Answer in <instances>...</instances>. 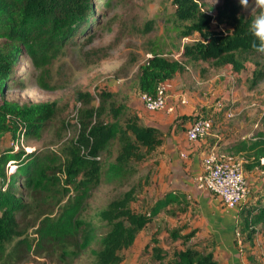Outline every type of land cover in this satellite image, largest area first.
I'll list each match as a JSON object with an SVG mask.
<instances>
[{
	"label": "rangeland",
	"instance_id": "obj_1",
	"mask_svg": "<svg viewBox=\"0 0 264 264\" xmlns=\"http://www.w3.org/2000/svg\"><path fill=\"white\" fill-rule=\"evenodd\" d=\"M194 1L202 11L213 15L212 30L228 28L216 17L217 7L224 0ZM234 1L240 6L238 14L245 20L254 19L264 10V0H245V4L241 0ZM96 3L95 31L71 40L51 64L40 68L27 54L19 58L14 70L16 85L6 90V98L23 106L50 102L55 111L40 136L24 137L14 147L64 156L63 150L79 133L81 109L87 105H98L97 90L103 85L112 92L113 102L126 107L122 119L137 115L143 122L151 113L135 88L139 66L155 53L180 59L183 63V68L167 80V107L157 111L173 112V106L179 102L182 106L192 104L195 110L204 106L217 107L218 114L216 117L215 113L212 115L216 125L213 124L206 137L211 136L214 130L226 132L228 128L231 136L233 133L240 138L244 136V139H255L259 132L264 134V77L257 81L254 77L259 68L264 70V54L251 55L244 60L241 73L230 71L226 66H217L214 60L193 61L183 55V47L191 39L202 37V31L194 27L198 24L196 16L186 15L180 10L179 0H98ZM190 27L194 31L186 34ZM80 91L92 94L88 104L78 97ZM202 111L206 112L205 109ZM12 140L11 133H5L0 138L1 148L13 146ZM163 140L162 146L149 153L145 160L134 163L137 172L129 179L122 182L104 180L90 191L78 217L95 227L97 238L86 247H82L83 234L78 231L62 241L42 239L38 233L42 220L46 216L58 217L75 194L72 186L64 187V172H58L60 183L54 182L48 189L32 194L30 190L24 191L23 199L27 206L19 214L18 233L4 239L0 245V264H93L94 251L100 248V236L110 228V223L101 219V210L113 199L134 189L131 206L137 211H146L162 192L172 186L174 175L162 155L165 136ZM117 146H112L114 154ZM14 166V161L8 162L7 171L10 172ZM246 182L251 190L247 174ZM191 193L188 191L187 194L190 203L164 209L138 232L135 242L120 251L123 254L121 264H144L152 258L155 244L162 246L171 256L188 245L202 246L207 233L216 237L215 232L226 229L227 234L233 222L220 218L228 215L222 212L226 210L224 203L221 202V207V203L215 201L220 209L218 212L206 197L198 195L192 198ZM174 227L181 229L183 234L192 228L197 231L183 242L182 237L171 234ZM258 228L261 230L250 235L240 233L239 240L234 237L229 248L231 253L226 251L224 255L229 257L223 259V264L230 259L235 264H264V230L261 225Z\"/></svg>",
	"mask_w": 264,
	"mask_h": 264
},
{
	"label": "trees",
	"instance_id": "obj_2",
	"mask_svg": "<svg viewBox=\"0 0 264 264\" xmlns=\"http://www.w3.org/2000/svg\"><path fill=\"white\" fill-rule=\"evenodd\" d=\"M96 1L0 0V138L9 132L12 142L19 143L24 137L40 136L53 117L54 105L38 102L23 106L6 98V90L16 85L14 70L23 54L29 55L35 66L45 68L71 40L87 32L93 33ZM179 7L186 15L197 17L198 24L194 27L202 31V37L191 39L183 47V55L193 61L214 60L217 66L241 73L244 60L251 55L264 54V49L253 46L255 38L250 31L253 19L245 20L238 14L240 6L234 0H224L217 7V19L228 26L224 30H212L213 15L202 11L194 0H179ZM193 31L190 27L186 34ZM182 68L180 59L152 54L139 66L135 91L139 96L143 93L154 96L158 85L172 79ZM254 77L255 81L264 77L262 67ZM97 95L98 105L81 109L79 133L63 150L64 156L26 151L14 145L0 146V245L4 239L18 233L19 214L27 206L24 191L30 190L32 194L50 188L54 182L60 183L58 172L62 171L66 181L64 187L72 186L75 194L58 217L46 216L42 220L38 233L42 239L62 241L78 231L83 234L82 247H86L97 238L95 227L78 217L90 191L104 180L122 182L129 179L137 172L134 163L145 160L149 153L162 146L163 132L157 125L141 122L137 115L122 119L126 107L112 101L113 94L105 85L99 86ZM78 97L88 104L92 94L80 91ZM202 109L206 112L199 114L211 117L214 113L212 106ZM258 135L255 139L240 141L238 146L243 152L238 156L243 158L245 173H257L250 194L237 207V230L247 235L261 230L259 225L264 230V134L259 132ZM115 144L118 145L116 154L112 150ZM10 161H14L15 166L8 172ZM133 197L134 189H130L100 211L101 219L110 223V228L100 236V248L94 251L93 264H121L123 254L120 251L131 246L138 232L156 215L164 209L190 203L185 192L169 188L148 210L137 211L130 204ZM180 231L174 227L171 234L186 242L197 230L192 228L186 234ZM205 236L202 246L188 245L171 256L155 244L152 258L144 264H221L217 240L210 233Z\"/></svg>",
	"mask_w": 264,
	"mask_h": 264
},
{
	"label": "crops",
	"instance_id": "obj_3",
	"mask_svg": "<svg viewBox=\"0 0 264 264\" xmlns=\"http://www.w3.org/2000/svg\"><path fill=\"white\" fill-rule=\"evenodd\" d=\"M194 101L196 103L198 102V100ZM173 108L175 109L174 111L172 110L173 112L150 111L149 113H151V115H146V118L144 119V122L155 124L159 127V129L163 132V139L165 136V146L162 148V155L165 157L164 161H166L168 164L167 168L174 175V178L171 181L172 186L169 188H175L176 191H187V194L188 191L192 192V198H195L198 195L204 196L210 200V204L213 203L215 210L219 212L220 209H218V205L215 201H218L219 204L222 202V200L218 195L208 190L199 188L196 182V177L203 172L204 159L212 146H217L221 153H231L232 151L241 156L243 152L238 150V146L240 140L244 139L245 137L243 136L240 138L239 135L236 136L233 135V133L231 136V129L228 128L226 132L214 130L212 135L209 137L201 138L197 141H190L186 136V130L193 120V116L202 113V108L195 110L194 105L183 104L182 106L180 102L177 105L175 104ZM212 109H214V115L216 117L219 109L217 107H212ZM217 119H219V117ZM262 161L264 163V158H262ZM247 176L251 185L256 179L257 173L251 172L247 174ZM225 209L226 210L222 212L227 213V217L222 216L220 218L227 219L228 222L231 221L233 224L229 227L227 234H225L226 229H223V232L220 231V233L223 234L215 232L216 237L213 235L218 243V248L220 251L219 259L221 260V264H223L224 258L229 257V255L225 257L226 251L231 253L229 248H231L234 237L238 239L236 237V225L238 221L237 208L230 209L226 207ZM231 234L233 235L232 237ZM225 242L227 243V247H225ZM239 243H241V241ZM226 264H235V262L232 263L230 259L228 262H226Z\"/></svg>",
	"mask_w": 264,
	"mask_h": 264
},
{
	"label": "built area",
	"instance_id": "obj_4",
	"mask_svg": "<svg viewBox=\"0 0 264 264\" xmlns=\"http://www.w3.org/2000/svg\"><path fill=\"white\" fill-rule=\"evenodd\" d=\"M168 82L158 85L156 94L143 93L141 100L149 111H157L167 107L166 90ZM185 102V100H183ZM218 106L221 103L218 102ZM214 119L202 114L196 115L186 130V136L190 141H197L208 136L212 130ZM18 146V142H12ZM199 188L208 190L220 197L227 208H237L248 195L250 190L246 182V174L243 169V158L234 153H221L217 146H212L204 159V169L197 177ZM240 232L236 236L240 239Z\"/></svg>",
	"mask_w": 264,
	"mask_h": 264
},
{
	"label": "clouds",
	"instance_id": "obj_5",
	"mask_svg": "<svg viewBox=\"0 0 264 264\" xmlns=\"http://www.w3.org/2000/svg\"><path fill=\"white\" fill-rule=\"evenodd\" d=\"M245 4V0H241ZM250 31L254 36L253 46L264 49V10H262L251 22ZM141 98V95H140Z\"/></svg>",
	"mask_w": 264,
	"mask_h": 264
}]
</instances>
